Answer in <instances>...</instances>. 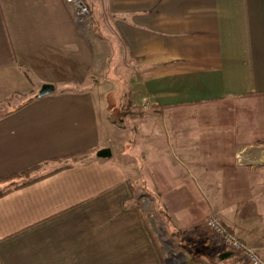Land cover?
<instances>
[{"label":"crops","instance_id":"obj_1","mask_svg":"<svg viewBox=\"0 0 264 264\" xmlns=\"http://www.w3.org/2000/svg\"><path fill=\"white\" fill-rule=\"evenodd\" d=\"M85 1L107 5L135 69L130 99L148 119L142 182L172 232L193 259L244 264L206 226L213 214L264 255V164L241 159L264 148V0ZM99 19L79 22L66 0H0V102L18 101L0 107V190L84 152L0 194V264H161L114 148L117 125L90 87L101 84ZM42 82L55 92L13 108ZM159 130L171 135L163 153ZM105 146L112 156L97 157Z\"/></svg>","mask_w":264,"mask_h":264},{"label":"rangeland","instance_id":"obj_2","mask_svg":"<svg viewBox=\"0 0 264 264\" xmlns=\"http://www.w3.org/2000/svg\"><path fill=\"white\" fill-rule=\"evenodd\" d=\"M90 7L92 9L91 15L93 14L95 19L100 18L98 22V31L101 36V51L98 47L97 51L99 61L101 62V75L100 77H95L94 81L101 82V84L100 86H97L96 83H91V86H89L93 87L95 91H100L101 100L98 104L102 116L107 113L110 116V119L117 125V129H114L116 130L115 135L117 137L114 148L116 149L118 159L123 166L127 170L132 171L131 176L134 178L132 181H129L134 183L136 190L132 195V202L141 209L143 219L147 221L148 227L151 228L154 238L166 258L165 264H225L224 259L222 261L217 259L215 261L193 259L189 246L185 244L184 240L176 236L174 233L175 231L172 232L168 220L165 217V213L157 205L154 194L148 189V187L144 186L141 173H143L142 166L145 161L144 149H141V147L144 140L147 139V133L143 132L141 125L143 123L147 125L148 119L146 116L147 112L143 110L146 106L135 105L130 99V78L135 69L131 67L132 63L128 60L119 41L113 36V30L110 27L108 15L106 14L107 5L94 6V8L93 6ZM90 18L88 20H90ZM87 24L89 23L87 22ZM17 102L18 101L16 100L0 102V107L2 109L1 113L11 109V107L9 108V105ZM154 125L157 127L156 123H154ZM154 132H157V130L155 129ZM157 135L154 134L157 138L156 143H159V151L160 153H163L166 150L162 149L165 148V144H168L167 137H171V135L170 133L165 135L163 130H159ZM241 159L244 163L264 164V148L250 149ZM211 216L217 217L216 215L211 214L208 216L207 220ZM217 218L220 220L219 217ZM207 220L206 226L211 229L207 225ZM220 221L222 222V220ZM211 230L215 233L213 229ZM220 242L225 246L222 241ZM236 254L239 255L244 264H246L241 254Z\"/></svg>","mask_w":264,"mask_h":264},{"label":"built area","instance_id":"obj_3","mask_svg":"<svg viewBox=\"0 0 264 264\" xmlns=\"http://www.w3.org/2000/svg\"><path fill=\"white\" fill-rule=\"evenodd\" d=\"M74 7V12L79 22H85L91 16L92 9L85 0H66ZM207 225L213 229L220 241L230 253H240L246 264H264V255L244 243L235 233L229 230L217 217H210Z\"/></svg>","mask_w":264,"mask_h":264},{"label":"trees","instance_id":"obj_4","mask_svg":"<svg viewBox=\"0 0 264 264\" xmlns=\"http://www.w3.org/2000/svg\"><path fill=\"white\" fill-rule=\"evenodd\" d=\"M33 99V97L27 99V100H24L22 101L21 103H19L18 105L14 106L13 108H20L22 107L24 104H26L27 102L31 101ZM136 105V104H135ZM84 152H79V153H76V154H71V155H68V156H64V157H60V158H57V160L61 161L60 162V165H58L57 167H54L50 170H47V171H44L46 170V168L44 167V164H39V165H36V166H33L31 168H28L22 172H19V173H15V174H12L10 176H8L6 179H11V178H17L18 180L15 181V182H12L9 184L8 187H6L5 189L3 190H0V194H3V193H6L8 191H10L11 189H15V188H18V187H21L33 180H36L37 178H40V177H43L45 175H48L52 172H55L57 171L58 169L62 168V167H67V166H70L73 164V161L80 155ZM33 174H35L34 176H32ZM129 188H130V191H131V194L133 195L136 190H135V185L133 182H129ZM145 221V226H146V229L154 243V246L155 248L157 249L158 251V254H159V257H160V260H161V264H165V261H166V258L165 256L163 255L162 253V250L160 248V246L157 244L155 238H154V235L152 233V230L151 228L148 227V224H147V221Z\"/></svg>","mask_w":264,"mask_h":264},{"label":"water","instance_id":"obj_5","mask_svg":"<svg viewBox=\"0 0 264 264\" xmlns=\"http://www.w3.org/2000/svg\"><path fill=\"white\" fill-rule=\"evenodd\" d=\"M55 92V85L50 82H42L39 86V88L36 90L35 94L33 95V98H41L46 95L53 94ZM97 157L100 158H110L112 156V149L110 146H105L100 149H98L95 152Z\"/></svg>","mask_w":264,"mask_h":264}]
</instances>
